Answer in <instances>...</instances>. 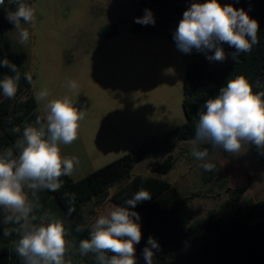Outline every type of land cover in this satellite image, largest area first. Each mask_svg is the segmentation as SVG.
I'll list each match as a JSON object with an SVG mask.
<instances>
[{"label":"trees","instance_id":"trees-1","mask_svg":"<svg viewBox=\"0 0 264 264\" xmlns=\"http://www.w3.org/2000/svg\"><path fill=\"white\" fill-rule=\"evenodd\" d=\"M34 7V0H21ZM204 3L206 0H141L140 7L131 21V31L163 35L173 39L183 13L191 3ZM220 3L231 4L237 10L243 9L250 18L258 22V43L248 53L239 55V62L219 64L209 61L204 52L193 49L190 53L179 50L187 67L183 84V111L186 121L179 127L161 137L145 142L138 149L123 155L115 161L103 166L88 176L73 180L70 176L60 177L62 187L56 191L40 190L35 197L29 191L28 196L35 204L34 214L39 218L59 219L67 230V239L71 242L65 254V264H97L95 255L79 253V241L89 238L92 224L101 215H107L114 206L127 207L126 200L131 199L141 189L152 195L150 200L139 202L133 211L139 213L138 223L141 226L142 238L135 248L148 246L149 236L159 244L154 251L153 260L170 264H264V199L248 198L244 206L237 207L234 212L224 218L222 210L240 201L249 186L235 189V196L220 209H210L207 214L195 219L192 200L199 192L189 196L183 195L177 187L164 178L177 163L174 152L178 141L195 139L198 113L206 111L203 105L210 98L218 95L221 87L229 79L243 75L252 86L253 93L264 92V0H219ZM15 4L5 0L0 6V62L7 59L17 67L19 81L14 98L3 95L0 88V151L13 148L22 138L25 126H35L37 118L45 123L38 110L32 90V82L25 78V73H32L25 67L26 53L10 42L3 40L4 35L15 28L7 18L8 11H14ZM145 9L151 10L155 24L141 25L135 23L137 17L145 15ZM23 22V21H22ZM21 22V23H22ZM118 34L114 26L102 28L100 35L108 40ZM177 46V45H176ZM225 54L235 51L227 44L222 45ZM213 52L207 53L212 55ZM9 67L0 63V80L5 76H15ZM19 128L16 132L14 129ZM258 161L264 165V149L246 144ZM200 149L208 148L209 155L219 148L213 149L210 143L199 144ZM166 152L167 156L157 162L153 174L131 177V171L148 154ZM216 172L220 168L215 164ZM114 191L110 193V189ZM73 195L75 200L73 202ZM74 208L70 215L69 208ZM3 209H0V220ZM39 223V219L36 221ZM82 231L77 232V227ZM17 229L19 225L0 223V264H24L15 251V243L19 233L12 231L4 236V229ZM184 243L194 246L190 253H183Z\"/></svg>","mask_w":264,"mask_h":264},{"label":"rangeland","instance_id":"rangeland-1","mask_svg":"<svg viewBox=\"0 0 264 264\" xmlns=\"http://www.w3.org/2000/svg\"><path fill=\"white\" fill-rule=\"evenodd\" d=\"M140 1L34 0V24L21 23L29 32L27 43H20L16 28L3 38L14 48L26 51L25 66L34 76L36 98L42 89L50 93L45 100L37 99L40 113L46 117V103L64 96L85 112L79 122L78 143L83 147L81 156L89 155L96 168L138 149L153 137L163 136L186 120L182 109L186 62L166 36L131 31ZM111 26L118 29V34L106 40L100 30ZM232 53L219 64L233 61ZM70 81L77 83L75 90L68 87ZM191 141L174 139L177 163L164 178L182 187L186 194L199 192L192 201L196 218L210 209H220L234 197L233 188L244 184L246 174L250 181L247 192L222 210L221 216L227 218L248 198L264 199V166L246 145L237 154L221 149L208 157L210 163L221 157L227 159L230 172L235 162L242 166V175L235 171L228 181L232 189L219 193L215 186L209 189L207 173L198 167L203 161L191 154ZM166 156V152L148 154L131 171V177L152 175L155 164Z\"/></svg>","mask_w":264,"mask_h":264},{"label":"clouds","instance_id":"clouds-1","mask_svg":"<svg viewBox=\"0 0 264 264\" xmlns=\"http://www.w3.org/2000/svg\"><path fill=\"white\" fill-rule=\"evenodd\" d=\"M4 3L5 0H0V6ZM9 4H15L16 8L8 11L6 18L19 30L20 43L26 44L29 32L21 27V22L34 24L35 9L21 0H9ZM134 22L154 25L155 19L151 10L145 9V15L135 18ZM258 29V22L243 9L222 5L219 0H206L191 3L184 11L173 39L182 52L196 49L204 52L209 61L219 62L226 59L222 45L227 44L235 49L231 56L238 63L239 55L250 52L259 42ZM209 52L214 54L207 55ZM0 63L16 73L14 77L5 76L0 80L3 95L14 98L20 78L17 67L7 59ZM25 78L32 82L31 74L25 73ZM68 87L75 90L78 85L70 81ZM49 95L47 89H42L37 99L45 100ZM203 108L206 111L198 113L195 139L191 141V154L203 161L198 167L205 171L216 170L215 165L208 162V148L200 149L201 143H210L213 149L220 148L231 154L240 153L245 144L264 149V92L253 93L245 76L229 79ZM45 110L46 123L37 118L39 127L25 126L22 138L14 146L18 154L14 155L13 148L0 151V209H3L0 223L19 225L17 229L5 228L3 235L9 236L12 231L19 233L15 251L24 264H65L71 243L61 220L47 216L38 218L34 214L35 204L30 201L28 192L33 197L40 190L56 192L62 187L60 177L73 174L79 160L62 156L59 145H69L77 139L79 122L85 112L78 110L68 96L48 101ZM151 198L149 192L141 189L126 200L127 207L114 206L107 215L99 216L91 226L89 238L79 241L80 255L94 254L97 264H136L135 245L140 243L142 232L139 213L131 209ZM72 199L74 202V195ZM73 211L75 209L70 207L68 214ZM76 231L82 229L78 226ZM147 244L143 256L146 264H153V250H159V244L151 236Z\"/></svg>","mask_w":264,"mask_h":264},{"label":"crops","instance_id":"crops-1","mask_svg":"<svg viewBox=\"0 0 264 264\" xmlns=\"http://www.w3.org/2000/svg\"><path fill=\"white\" fill-rule=\"evenodd\" d=\"M134 33H138V32H134ZM140 33V32H139ZM147 34H149V33H147ZM156 35H158V34H156ZM168 38V37H167ZM171 40V39H170ZM175 44V43H174ZM177 47V46H176ZM19 49H21V48H19ZM178 49V48H177ZM25 53H26V51L24 50V49H22ZM179 51V50H178ZM180 53V52H179ZM182 56V55H181ZM26 58H27V53H26ZM183 58V57H182ZM184 59V58H183ZM185 61V60H184ZM25 62H26V60H25ZM232 62V61H231ZM230 62V63H231ZM227 64H229V63H227ZM26 67V66H25ZM186 67H187V64H186ZM27 68V67H26ZM186 74V73H185ZM33 75V74H32ZM34 77V76H33ZM33 81V80H32ZM32 90H33V94H34V96H35V93H34V89H33V86H32ZM35 99H36V102H37V98H36V96H35ZM183 102V101H182ZM37 106H38V102H37ZM182 109H183V106H182ZM183 113H184V111H183ZM41 115L43 116V118H44V120H45V116H44V114H42L41 113ZM184 115H185V113H184ZM186 118V117H185ZM186 121V120H185ZM45 123H46V120H45ZM185 123V122H184ZM179 127V126H178ZM173 129H175V128H173ZM173 129H171V130H169L168 132H170V131H172ZM167 132V133H168ZM166 133V134H167ZM165 135V134H164ZM161 137V136H160ZM153 138H155V137H153ZM81 139V133H80V131H79V129H78V137H77V139L73 142V143H71V144H69V145H64V144H61V145H59V147H60V150H61V155L62 156H64V157H68V158H71V157H76V158H78V160H79V164L78 165H76L75 166V168H74V172H73V174L70 176L73 180H79V179H82V178H84V177H86V176H88L89 174H91V173H93V172H95L96 170H98V169H100V168H102V167H100V168H96V166H94V163H93V161H92V159L89 157V155H88V157L87 158H83L82 156H81V148H83V147H80L79 146V143H78V141ZM246 145V144H245ZM247 146V145H246ZM84 148H85V146H84ZM83 150V149H82ZM221 149L219 148L217 151H215L214 153H212L211 155H209V157L210 156H214L215 154H217V152L218 151H220ZM122 157V156H121ZM120 158V157H119ZM256 158V157H255ZM118 159V158H117ZM257 159V158H256ZM116 160V159H115ZM115 160H113V161H115ZM258 160V159H257ZM112 161V162H113ZM259 162V161H258ZM111 163V162H110ZM227 159H224V158H219V159H217L216 161H214L213 162V164L215 165V164H218L219 165V168H220V172H219V174H217V172H216V170H214V171H206V173H207V176L208 177H206L205 179L207 180V182L210 184L209 185V189L210 190H214L213 189V186H215L216 188H217V190H218V192L219 193H222V192H228L229 191V189H232V187H230L229 185H228V181H229V179H231L232 180V178H233V176H235V171H239V168H241L242 166L238 163V162H235V167H232L231 168V172H233V173H231L229 170H228V167H227ZM260 163V162H259ZM109 164V163H108ZM261 164V163H260ZM107 165V164H106ZM262 165V164H261ZM105 166V165H104ZM262 166H264V165H262ZM235 172V173H234ZM240 173V175H242V173H241V171H239ZM80 175V176H79ZM249 184H250V181H249V178H248V176H247V174H246V177H245V182H244V184L243 185H240V187H243V186H246V185H248L249 186ZM175 187H177L176 185H174ZM181 187V186H180ZM240 187H237V189L238 188H240ZM178 189H179V191L183 194V195H185V196H189L190 194H186L183 190H182V187L181 188H179V187H177ZM233 189H236V188H233ZM235 191V190H234ZM111 193V192H110ZM260 200H263V199H260ZM193 201V200H192ZM193 206V205H192ZM194 209V208H193ZM194 215H195V210H194ZM204 217V216H203ZM199 218H202V217H199ZM199 218H196V216H195V219H199ZM136 249V251H135V257H136V264H146V262H145V259H144V256H143V251L141 250V249H139V248H135ZM194 250V246H192V245H189L188 243H184L183 244V247H182V252L183 253H190L191 251H193ZM153 264H170V263H164V262H158V261H156V260H153Z\"/></svg>","mask_w":264,"mask_h":264}]
</instances>
